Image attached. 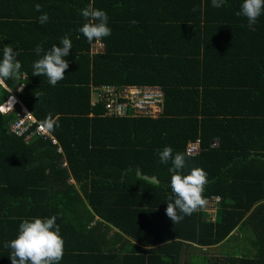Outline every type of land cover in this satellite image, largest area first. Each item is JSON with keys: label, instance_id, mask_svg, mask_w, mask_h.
<instances>
[{"label": "trees", "instance_id": "obj_1", "mask_svg": "<svg viewBox=\"0 0 264 264\" xmlns=\"http://www.w3.org/2000/svg\"><path fill=\"white\" fill-rule=\"evenodd\" d=\"M144 2L0 0V61L4 46L10 45L20 53L16 57L22 66L20 76L27 73L25 80L6 81L9 89L0 87V105L13 92L39 122L49 113L59 117V127L52 133L59 145H54L42 138L26 142L11 132L22 112L20 105L0 114V214H5L6 201L30 207L34 219L56 216L58 226L74 227L76 240L82 233L108 235L107 229L98 228L104 221L119 230L122 240L119 254H113L112 242L113 264H180L183 254L187 264H198L201 250L194 245L214 251L232 237L240 238L242 232L257 254L236 253L227 258L220 251L224 261H214L202 249V264H264V14L250 28L245 17L236 15L243 0H226L219 9L212 7L211 0H184V14L180 11L177 15L175 10L176 20L185 18L193 23L189 28L194 30L195 51L190 53L196 54L189 64L203 83L184 100L186 106H192L184 111L193 113L191 127L165 138V119L110 118L104 115L103 105H91L92 87L157 85L162 64L173 70V63L180 60L170 57L168 49H153L158 44L152 35L163 37L158 28L144 23L124 25L123 21L140 20L132 12ZM35 4L41 5V12L35 11ZM89 4L109 17L111 35L102 40L104 54L91 55L92 43L79 32L87 22L81 11ZM173 7L174 0L170 6L160 7L157 15L169 19L166 13ZM43 13L49 20L41 25L38 17ZM65 36L73 45L64 58L69 67L65 78L53 87L46 76L32 75V65L53 45L61 46ZM122 41L126 42L124 48L120 47ZM37 45L43 49L39 55L34 51ZM229 49L230 58L245 70L238 75L246 77L240 82L244 88L226 97V91L212 90V80L197 70H202V53L208 62L217 63L219 53ZM22 83L25 87L19 91ZM202 108L210 114L203 123L197 117ZM197 138L202 140V152L189 157L187 144ZM59 147L64 155L58 152ZM165 147H171L173 155H186L185 175L193 167L207 172L204 196L221 198L215 222L208 221L204 211L185 216L175 225L167 217L172 164H161L158 155ZM139 171L156 176L160 183L139 177ZM96 217L100 221L95 228L83 225ZM0 222L10 221L4 217ZM130 241L156 248L142 252Z\"/></svg>", "mask_w": 264, "mask_h": 264}, {"label": "crops", "instance_id": "obj_2", "mask_svg": "<svg viewBox=\"0 0 264 264\" xmlns=\"http://www.w3.org/2000/svg\"><path fill=\"white\" fill-rule=\"evenodd\" d=\"M173 0H146V3L141 5L139 9H136L132 12L133 16L138 17L140 20L136 23L140 26L141 23H144L146 26H152V28H158L163 33V37L161 38L157 34H153L152 38L154 43L158 44L154 47V50H170L171 54L170 57H179V61L177 63H173V70L169 67L162 64L163 72L162 75L159 77L161 80L158 86L162 87L165 92V109L166 113L162 114L161 117L154 119V118H141V119H151V120H160L165 119L164 128H163V136L168 138L170 136L175 137L179 132L185 130L187 127H191V119L193 113H185L184 111L192 106H186L184 103L185 98L188 100L187 96H190V92L199 88L202 76L198 77L195 73H193L192 66L189 64L191 63L192 55L196 53H190L192 50L195 51V46L193 41L196 39L194 30H191V26L193 23L187 19H175V10L177 9V15L182 11V14L185 7L187 6L184 4V0H179L176 2L174 0V7L170 9L166 15L170 17L169 19H161L157 13L162 6H170V2ZM35 2V0H32ZM142 2V0H141ZM187 8V7H186ZM156 9V12H155ZM180 9V10H179ZM120 15L119 13H117ZM171 17L173 19H171ZM184 17V16H183ZM187 17V16H186ZM245 21V20H243ZM124 25L132 24V21H123ZM56 25V24H54ZM214 34L213 32H210ZM197 34V33H196ZM123 39H127L126 36L123 35ZM104 44V51L103 54L106 53V44ZM125 41H122L120 44L121 48H124ZM92 46V45H91ZM203 50V49H202ZM230 49L226 50L225 52L219 53L220 62L218 63H210L207 61V58H203L202 53V70H197L201 75L208 76L212 80V90L222 89L226 91V97L228 94L235 93L244 87L240 82H243L242 78L246 76H239L238 72L245 71L240 69L237 63H235L230 56L228 55ZM91 53V47H90ZM92 55V54H91ZM168 56V53L165 54V57ZM188 57V58H185ZM188 66V69H187ZM27 78V73H23L19 79L25 80ZM204 79V78H203ZM218 82V83H216ZM221 83L222 85H219ZM25 85L22 83L19 86V91L24 89ZM9 89V88H7ZM221 96V95H220ZM225 98L224 96H221ZM11 99L14 100L13 110L17 105L22 107V111H28V108L22 104L20 99L16 96L15 93L12 92V95L8 98L7 104ZM92 99V98H91ZM225 110V109H224ZM11 112V111H10ZM32 113V112H31ZM33 114V113H32ZM21 115V113H19ZM34 115V114H33ZM191 117V118H190ZM199 120H202V123L207 121L210 118V114L208 111L199 109L198 115ZM36 118V117H35ZM114 118V117H110ZM138 118V117H135ZM37 119V118H36ZM38 120V119H37ZM162 121V120H161ZM13 124V123H12ZM12 132V131H11ZM13 133V132H12ZM200 141L202 146L201 138H197L195 141ZM26 141V140H25ZM190 141V142H195ZM188 142V144L190 143ZM187 144V145H188ZM64 166L68 167V163L65 161ZM141 172V171H139ZM148 176V175H147ZM70 183H75L74 180H71ZM78 188V187H77ZM220 197V196H218ZM84 198V196H83ZM85 200V199H84ZM4 213L0 214V218L7 217V220L10 222H0V264H11L9 256L11 254L10 248H5L4 244L10 242L11 240L15 239L18 236L19 232V225L24 220H33L31 215L30 207L25 206H17L12 205L11 202H7L4 204ZM86 207L89 211L93 213V209L91 205L86 201ZM217 212L212 215L207 216V220L211 222H215L217 220L218 209L221 208V202L217 205ZM205 212V211H204ZM211 218V220H210ZM5 220V219H4ZM97 221H100L97 217L95 221L92 223H86L83 225H88V229H93L97 225ZM103 226L98 227L99 229H107L108 235H100L98 231L95 233L98 237H95V234L89 233H82L78 236L76 240V231H74V227H67L63 228V225L59 224V230L61 237L65 241L64 245V256L63 259L60 261V264H113L115 260L111 258L112 250V242L115 244V251L113 254H119L121 251L122 240L119 237V230L115 227H110L104 221ZM16 233V234H15ZM63 233V235H62ZM121 234V233H120ZM66 237V238H65ZM125 237V244L126 239ZM116 241H113V240ZM121 241V242H120ZM135 246L139 247L142 252L145 250H149L152 248H156L155 246H149L146 244H142L136 241H130ZM88 246V247H87ZM92 246L93 250H90ZM128 247V245L126 246ZM195 249H200V255H202V249L207 250V253L210 252L207 247L200 248L194 245ZM127 251L131 249L126 248ZM133 249V248H132ZM186 251H183L185 253ZM182 253V254H183ZM208 254L209 259H219L224 261L223 258L218 256L217 254ZM184 254L182 255V260L180 264H187L184 260ZM117 261V260H116ZM213 261V263H214Z\"/></svg>", "mask_w": 264, "mask_h": 264}, {"label": "clouds", "instance_id": "obj_3", "mask_svg": "<svg viewBox=\"0 0 264 264\" xmlns=\"http://www.w3.org/2000/svg\"><path fill=\"white\" fill-rule=\"evenodd\" d=\"M226 3V0H211L212 7L219 9ZM35 11L41 12V5L35 4ZM195 12L196 9L194 8ZM264 14V0H243L241 10L237 16H243L251 28L256 24L258 18ZM82 17L87 21L79 29V32L91 44H101L102 40L111 35V28L108 27L109 17L105 11L95 9L91 4L81 11ZM49 17L43 13L38 17L41 25L47 23ZM133 24L136 21H132ZM61 46L53 45L49 51L44 53L41 59L32 65L33 76H46L51 86L55 87L58 82L65 78V71L69 65L64 59L69 55L73 45L71 40L65 36L60 41ZM39 55L43 49L37 45L34 49ZM20 53L14 51L10 45L3 48V59L0 61V87L8 88L6 81L19 79L21 63L16 59ZM14 101L0 105V114H7L13 111ZM165 112V110H164ZM164 114V113H163ZM146 118V117H139ZM59 117H53L51 113L39 123V130L51 135L57 127ZM159 162L168 164L171 175V195L168 196L166 208L167 217L173 224L180 223L185 216L204 211L208 206V199L204 196L205 189L209 183L208 174L199 167H193L189 174H184L186 167V155L176 153L173 155L171 147H165L159 151ZM98 218V217H97ZM99 219V218H98ZM57 217L41 219L35 218L31 221L24 220L19 225L18 236L4 244L5 248L11 249L9 259L11 264H60L64 256L65 241L60 235L59 226L56 224Z\"/></svg>", "mask_w": 264, "mask_h": 264}, {"label": "built area", "instance_id": "obj_4", "mask_svg": "<svg viewBox=\"0 0 264 264\" xmlns=\"http://www.w3.org/2000/svg\"><path fill=\"white\" fill-rule=\"evenodd\" d=\"M104 51V44L92 43L91 54L96 55ZM91 105H103L105 116L114 118L146 117L157 119L165 109V92L158 85H102L92 87ZM39 121L28 111L21 115L11 125V131L18 137H24L26 142L33 138L51 140L52 144L59 145V141L51 134L47 135L39 130ZM58 152L64 155L59 147ZM202 152L201 142H190L186 147L189 157H196ZM209 203L205 211L212 214L217 212V205L221 202L218 196L207 197Z\"/></svg>", "mask_w": 264, "mask_h": 264}, {"label": "rangeland", "instance_id": "obj_5", "mask_svg": "<svg viewBox=\"0 0 264 264\" xmlns=\"http://www.w3.org/2000/svg\"><path fill=\"white\" fill-rule=\"evenodd\" d=\"M205 212L208 213L209 215L213 216L212 213H210L208 211H205ZM210 220H211V218H210ZM240 235H241L240 238L239 237L238 238L232 237L229 241L224 242L219 249H216L214 251H210V252H208V254L215 253L214 255L217 254L221 258H223V257H222V254L220 251L224 252V254L226 256H228L227 258H232V256L236 255V253L237 254H243V255H246L248 253L250 255L257 254V249L254 247H251V245L248 244V241L244 238V232H242V234H240ZM198 257H200L198 259L199 260L198 262H201L198 264H202V255H198Z\"/></svg>", "mask_w": 264, "mask_h": 264}, {"label": "water", "instance_id": "obj_6", "mask_svg": "<svg viewBox=\"0 0 264 264\" xmlns=\"http://www.w3.org/2000/svg\"><path fill=\"white\" fill-rule=\"evenodd\" d=\"M138 175H139V177H142L143 179H146V180H148L150 182H153L155 184H159L160 183L159 179L156 176L150 177V176H147V175H143L142 172H138Z\"/></svg>", "mask_w": 264, "mask_h": 264}, {"label": "bare ground", "instance_id": "obj_7", "mask_svg": "<svg viewBox=\"0 0 264 264\" xmlns=\"http://www.w3.org/2000/svg\"><path fill=\"white\" fill-rule=\"evenodd\" d=\"M11 101H14L13 99H11ZM14 104V103H13Z\"/></svg>", "mask_w": 264, "mask_h": 264}]
</instances>
